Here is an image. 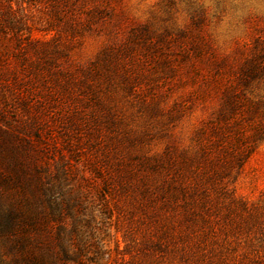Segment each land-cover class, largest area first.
Listing matches in <instances>:
<instances>
[{
    "label": "rangeland",
    "instance_id": "1",
    "mask_svg": "<svg viewBox=\"0 0 264 264\" xmlns=\"http://www.w3.org/2000/svg\"><path fill=\"white\" fill-rule=\"evenodd\" d=\"M161 155L264 203V0H0V264H144Z\"/></svg>",
    "mask_w": 264,
    "mask_h": 264
},
{
    "label": "trees",
    "instance_id": "2",
    "mask_svg": "<svg viewBox=\"0 0 264 264\" xmlns=\"http://www.w3.org/2000/svg\"><path fill=\"white\" fill-rule=\"evenodd\" d=\"M230 145L222 156L237 158ZM207 156L210 173L197 166L191 176L168 156L147 164L152 176L126 212L134 221L123 227L124 254L134 251L144 264H264V203H249L223 182L233 161ZM243 165L239 160L238 169Z\"/></svg>",
    "mask_w": 264,
    "mask_h": 264
}]
</instances>
